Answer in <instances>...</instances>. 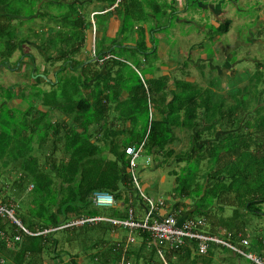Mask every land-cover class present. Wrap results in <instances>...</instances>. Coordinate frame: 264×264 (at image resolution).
<instances>
[{
    "label": "trees",
    "instance_id": "obj_1",
    "mask_svg": "<svg viewBox=\"0 0 264 264\" xmlns=\"http://www.w3.org/2000/svg\"><path fill=\"white\" fill-rule=\"evenodd\" d=\"M56 2L57 7H67L53 17V29L46 41L49 45L41 52L46 57L52 49L55 51L52 58L49 54L51 60L47 62L51 70L43 71L46 78L54 73L53 81H48L51 94L58 88L53 103L42 105L46 109L27 105L18 114L0 105V203L11 206L16 220L33 234L24 233L0 217V264H78L79 255L69 252L76 243L92 251L93 264H119L126 239L123 243H111L105 238L118 226L103 220L72 225V219L129 218L125 197L132 198L135 187L131 173L135 176L136 169V165L131 168V156L125 153L130 147H141L139 156L144 153L155 167L171 159L177 165L184 164L169 174L174 176V196L183 201L193 200V205L189 208L173 200V212L168 214L179 221L204 218L206 222L212 217V227L219 223L216 226H222L233 236L246 238L245 217L264 218V92L254 94L243 89L235 95H224L187 79L171 81L169 76H154L155 70L141 72L137 67L134 78L125 79L118 64L121 61L113 52L124 48L133 53L153 54L155 45L150 33L162 30V21L166 26L170 19L168 8L161 5L162 16L154 20L158 23L155 29L150 27L143 1ZM85 3L95 9L98 6L92 21L78 6ZM0 9V39L4 38L6 44L1 56L8 61L18 48L14 39L19 28L12 29V22L20 21V27L33 16L19 19V12L7 0H0ZM98 16L103 18L96 22ZM35 17L40 18L37 14ZM113 17L119 21V27L114 37L108 38L106 33ZM164 17L166 20H162ZM144 25H149L150 48L145 43ZM229 26L230 22H225L219 32L225 34ZM127 31L137 34L132 47L126 43ZM98 33L103 42L110 43L105 46L104 42L99 51ZM84 50L86 56L77 59ZM103 68L105 74L101 75ZM34 70L35 77L38 69ZM67 91L71 92L70 97ZM15 97L8 96L7 100ZM71 98L74 99L68 100ZM49 101L50 98L46 99ZM121 105L126 109L121 113L123 117L120 115L108 124L111 109H120ZM176 132L185 135V150L175 151L174 143L179 140ZM204 162L207 172L201 173ZM6 170L11 172L6 174ZM94 193L111 195L116 203L126 205L125 210L116 217L103 214L101 210L105 208L93 205ZM194 193L196 196L191 199ZM213 208L220 213L232 210L231 216L216 217L211 213ZM206 232L216 235L213 228ZM133 233L140 242L128 245L124 253L127 262L132 259L134 264H157L159 259L162 264H180L185 260L191 262L195 253L194 243L174 250L162 246L161 258L147 231L136 229ZM16 234L21 235L20 241H14ZM132 238L134 242L133 235ZM253 242L264 260L263 235ZM64 245L68 249L58 248Z\"/></svg>",
    "mask_w": 264,
    "mask_h": 264
},
{
    "label": "rangeland",
    "instance_id": "obj_2",
    "mask_svg": "<svg viewBox=\"0 0 264 264\" xmlns=\"http://www.w3.org/2000/svg\"><path fill=\"white\" fill-rule=\"evenodd\" d=\"M7 1H9V4L14 11L17 10L19 12V19L23 20L26 17L28 18L32 16L33 18L23 21L20 27H18V22L20 24V21L14 20L12 22V29L19 28L18 30H15V32L18 33H16V38L14 39L16 40L18 48L8 61H5L3 56H1V54L6 50V44L4 42V38L0 39V101L5 102L8 101V96H16V100H20L21 102L20 105L11 106V109L16 114L24 112L27 108V105L36 104L33 106V108L46 109L45 106L42 105H50L53 103L52 100L54 99L58 88L56 87V89L51 91L53 93L56 92L55 94H51L49 91L50 87L45 85L48 84L47 81L43 79L45 78V75H43V72H39L42 70V68H46L47 70L51 69L50 63L47 62H50L52 58L51 55L55 51L52 49L46 57H44L41 52L42 50L45 51L47 49L46 46L49 45V43L46 41L47 36L51 35L50 29H53V17L59 16L60 13L65 11L67 6L64 7L65 9L61 7L63 5L57 7L56 0H40V2H38L39 0ZM139 1L142 2L143 0ZM231 4L232 3L226 4L228 5L226 8V10L228 9L226 18L229 19L230 26L225 34L222 32L220 33L217 27L215 29L210 24L206 25L205 19L201 17L196 19L195 15L198 13V11L199 13L201 11L197 8L194 10V8H192L193 5H190L192 9L185 10L186 7L183 8V11H185L183 12V19L189 21L191 24L178 23V18H171V27L167 29H170L171 33H166L167 38L165 39L163 45L160 42V46H163L162 48L166 49L164 54H162L160 57L158 56V64L162 67L165 66L168 68L171 81L174 79H189L190 82H195L197 86L203 87V89H209L210 91L215 92L221 91V93L224 95H235L237 92H240L243 89H247L248 92L254 94L256 91L257 93L264 92L263 26L259 28L258 33L255 32V19L259 18L258 15H256L257 11L254 9L255 7H249L245 12L242 9H233L234 7ZM78 6L87 16V19H89L91 10L87 3ZM184 6H186L185 3ZM75 7H77V5H75ZM67 10H69V7ZM95 10H99L98 6ZM36 14L39 15L40 18H37L38 16L35 17ZM101 18L103 17H96V22H99ZM252 21L254 23H251ZM202 23L205 24V30L200 29V27H202L200 24ZM41 29L42 32H40ZM125 36L127 38L129 37L128 41L126 42L128 43L134 40L137 34L135 31H127ZM215 37H220V39L217 41L215 40ZM104 42L108 43V41L106 42L105 40ZM104 42L101 40V34L98 33V37L96 38L97 51H99L100 47L105 44ZM227 43L231 46H226ZM228 47H230L232 50H230L227 55L226 51L228 50ZM86 51L90 52V49L87 47ZM133 52L134 51L132 50H124V48L117 49L115 52H113V55L121 61V63L118 64L119 67L124 71L125 79L129 78L132 80L134 78L133 71H137L135 70V67H137L139 71L144 72L150 70L154 71L158 66L155 64L157 61V54L146 53L144 55L138 52ZM82 53L84 54L77 56V59L84 58L83 55L86 56L85 50L82 51ZM49 54L51 58L49 57ZM202 55L208 57V60L201 59ZM2 61H5L4 65H1ZM170 61L173 63V65H170L171 67H169ZM56 65L59 66V64ZM228 65L230 66L231 71H233V74L223 77L222 75L226 74L228 71ZM183 67H185L184 70ZM35 68H37L38 71L34 77L31 74L34 73ZM162 72L163 71L160 68V70L157 71L156 76H163L161 74ZM187 76L188 78H186ZM39 77L41 81H38L40 80L38 79ZM34 78L37 79L34 80ZM257 82L259 83L256 85ZM47 94H49L48 98H46ZM67 95L70 97L71 92L67 91ZM49 98L51 102H46V99ZM72 99L74 98L68 100ZM227 99H229L228 96ZM8 103L11 105L9 101ZM23 106H25V108H22ZM125 110L126 109H124V105H121L120 109L113 107L109 113L112 118L107 121L108 124L113 122V119L118 120L120 115L122 118L123 114L121 113L125 112ZM5 111V109L2 110L4 113L3 116H6ZM176 134L179 135V140L175 141L174 143L175 151L185 150L187 148L185 135L182 133L179 134V132H176ZM148 160L149 164H147ZM167 163L155 167L154 165H151L150 159L144 153H142L135 160V176L138 181V187L135 186L131 200L129 199V196L125 197L128 208L132 209L133 211V218L135 221H137L136 217H139L138 219L140 220L145 218V209H149L147 200H151L158 211L163 207L167 208V211L170 210L169 208L173 206L174 202L176 204L179 203L180 205L188 206L189 208L192 207L193 200L183 201V198L174 196L176 193L174 176L169 174L171 170L177 171L184 164L181 163L177 165L172 159L168 160ZM206 168L205 162L202 163L201 173L207 172ZM10 172V170H6L5 173L9 174ZM201 180L200 183L202 184L203 179L201 178ZM195 196V193L192 194L191 199L195 198ZM95 201L93 202V205L95 207L101 208ZM131 202L132 204H130ZM10 204H12V202H10ZM15 204L17 203L15 202ZM214 206L215 205H213V207ZM112 207H114V209L112 208L113 210L105 208L102 209L101 212L103 214H107L108 216L110 214H115L114 217H116L118 216V212L125 210L126 205L122 202H115ZM169 212L172 213L171 210ZM211 213L219 218H228L231 216L232 210L225 209L223 213H220V210L213 208ZM72 215H74L73 212L71 213V216ZM107 215H105V217H108ZM211 218L212 217H210L208 220L206 219L207 225L205 227V231L213 228L215 229L216 235L223 234L226 230L222 226H216L219 223H215L214 227H212L213 223L210 224ZM245 219L247 221V228L246 231L244 230L243 232H245V239H247L248 242L253 243L251 244L252 246L249 244L246 246L242 245L240 243L241 239L239 238L241 235H237L235 237L233 236V233L229 232L232 236L231 242L237 249H240L245 253H250L256 258H261L264 263L263 258L253 247V241L256 237H262V235L264 237V218L246 216ZM72 220L74 223L78 219L73 218ZM25 224L27 227V223ZM129 235H131L129 230L119 227L112 230L111 233L109 232L105 238L107 240L109 239L111 243L116 241L123 243ZM132 235L135 238V241L132 242V245L134 246L137 245L140 240L136 238L134 233ZM90 245L91 244H89V246ZM75 246V249H70L69 252L71 254L76 253L79 255V257L83 260V263L81 264L86 262L89 263V261H91L90 253L92 251L87 249L86 245L83 244L80 245L79 243H76ZM59 247H65V249H68V246L66 245L58 246V248ZM186 261L187 260L182 261L180 264H254V262H252L248 257L242 255L241 252L228 250L226 247L215 245L210 246L207 255L198 256L196 253H193L190 259L191 262L186 263ZM129 262L134 264L132 259L129 260ZM157 264H162L159 259Z\"/></svg>",
    "mask_w": 264,
    "mask_h": 264
},
{
    "label": "built area",
    "instance_id": "obj_3",
    "mask_svg": "<svg viewBox=\"0 0 264 264\" xmlns=\"http://www.w3.org/2000/svg\"><path fill=\"white\" fill-rule=\"evenodd\" d=\"M118 2L119 0H117L116 3ZM125 153L126 155L131 156L130 166L131 168H133L135 166L134 161L141 153V147H139L138 149H135L134 147L127 148L125 150ZM131 183L134 185V187H138V182L136 181V177L133 173H131ZM93 201H95L101 208L112 207L115 203L113 197L107 193H94ZM147 202L149 204V209L146 212L145 218H143V220L140 222L134 220L133 211L132 209H129V218L125 221L107 219L103 217H86L77 220L76 222L72 223V225H82L84 223L92 224L103 220L111 223L114 226L128 229L130 233L133 230L142 229L150 234L153 243L158 247V254L160 257H162V246L167 247L170 250H174L185 245L186 243H194L196 246L195 253L199 256L207 255L210 246L215 245L226 247L228 250L241 252L242 255L248 257L252 262H254V264H264L261 259L254 257L250 253H245L244 251L237 249L231 242L232 236L229 232L225 231L220 235H210L209 233H207L205 231L206 222L204 218L185 219L183 221H179L172 214L158 217L156 216L158 209L154 206L153 202L151 200H147ZM0 217L15 224L17 229L23 231L24 233L33 235L28 232L19 221L16 220V218L14 217V210L11 206L0 203ZM42 233H46V231L40 232L38 234ZM20 238L21 235L16 234L14 236V241H20ZM239 238L241 239L240 243L242 245H248L247 239L241 236H239ZM132 242V235H129L124 245V253L128 245ZM124 253L119 264H129V262L125 261L124 259Z\"/></svg>",
    "mask_w": 264,
    "mask_h": 264
},
{
    "label": "crops",
    "instance_id": "obj_4",
    "mask_svg": "<svg viewBox=\"0 0 264 264\" xmlns=\"http://www.w3.org/2000/svg\"><path fill=\"white\" fill-rule=\"evenodd\" d=\"M184 3L186 4V6H184ZM227 3H232L231 5L234 7L233 9L238 8V9L244 10L245 12L249 7H252V8L255 7L254 9L257 11L256 15H258V17H259L258 19H255V22H256V26L254 27L255 32L258 33L259 28L261 26H263V29H264V0H207V1L206 0H198V1L197 0H143V5L146 6L145 12H147V14L151 20V24H150L151 28L154 27L156 29L158 27V23L155 22L154 20L156 19V17L162 16V14H161L163 11L161 9L162 4H164V7L168 8L167 15L170 14V16H169L170 19H169L168 23H166V26H165V23H163V21H162V27L164 26L162 30H156L155 32L150 33L151 37L153 39V42H154L153 45H155V47L152 50H154V54H157V61L155 64H157L158 66L156 67L157 70L155 69V72H154L155 75L154 76H156V73L158 70H160V68L163 71L161 73L163 76H169L168 68L165 66L162 67L161 65L158 64V56L160 57L162 54H164V51L166 49V48H162L163 46L162 47L160 46V42L163 45L165 42V39L167 38L166 33H168V34L171 33L170 29L169 30H167V29L171 27L170 26V23H171L170 20L172 17L178 18V23L191 24V23H189V21H186L183 19V17H184L183 12H185V11H183V8L186 7L185 10L186 9L187 10L192 9V8H194V10H195L197 8L201 12L199 13V11H198V13L195 15V18L197 19L198 17L199 18L201 17V18L205 19L206 25L210 24L213 28L216 29V27H217L219 30V27L221 25L223 26V24L225 22L229 21V19L226 18L227 17L226 14H227V10H228V9L226 10V8L228 6V5H226ZM190 5H193L192 8L190 7ZM89 8L91 10L89 15H90V18L92 21L93 15L97 12H95L94 6H89ZM1 10L2 9H0V13L2 12ZM157 12H160V13H157ZM162 20H166V17H164V19H162ZM192 20H194V19H192ZM251 23H254V22L252 21ZM200 25L202 26V27H200V29L205 30V28H204L205 24L202 23ZM118 27H119V21L113 17L110 20L108 30L106 33L108 38L114 37L115 33L117 32ZM143 27L145 28V31H146L145 32V43H146V46L150 48L151 44L149 43V36L147 34V29L149 28V25H144ZM135 38H137V36ZM219 39H220V37H215V40L218 41ZM109 44L110 43L108 42L105 44V46H107ZM127 45L132 47L135 45V42L130 41L127 43ZM226 46H231V45L227 43ZM233 47H235V46H233ZM230 50H232V49L230 47H228V50L226 51L227 55L230 52ZM107 57L110 58L109 55ZM229 57H230V55H229ZM201 59L208 60V57H206L205 55H202ZM170 65H173V63L171 61L169 63V67H171ZM45 69L46 68H42V70L39 73H42ZM104 69H102V72L100 73L101 75L105 74ZM227 69H228L227 73L222 75V76H230L233 74V71H231L229 65H228ZM31 75L33 76V74H31ZM35 79H37V78H34V80ZM38 79H40V77ZM43 79H45L47 81V83H48V81H53L54 73L51 72L49 74L48 78L45 77ZM187 80H189V79H187ZM38 81H41V79ZM45 85L49 86V83L45 84ZM11 101H9L11 103V105L9 103H7L6 101L5 102L0 101V105H2V104L4 106L8 105V107L11 108V106L20 105V103H21L20 100H16V99L11 100ZM22 108H25V106H23ZM172 208H174V206L170 207L169 209L173 212ZM166 209L167 208H165V207L161 208L159 211H157L156 216L163 217V216L167 215L170 210L167 211ZM145 211L147 212V209H145ZM138 218L136 217L137 221L143 220V219L140 220ZM79 258L80 257H78V260H77L78 264L83 263V260L81 258L80 259ZM84 264H93V262L89 261V263L86 262Z\"/></svg>",
    "mask_w": 264,
    "mask_h": 264
},
{
    "label": "clouds",
    "instance_id": "obj_5",
    "mask_svg": "<svg viewBox=\"0 0 264 264\" xmlns=\"http://www.w3.org/2000/svg\"><path fill=\"white\" fill-rule=\"evenodd\" d=\"M93 199V198H92ZM108 208H110V207H108Z\"/></svg>",
    "mask_w": 264,
    "mask_h": 264
}]
</instances>
